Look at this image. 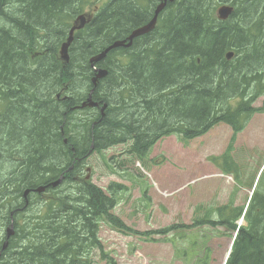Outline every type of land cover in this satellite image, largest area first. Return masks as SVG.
<instances>
[{
  "label": "trees",
  "instance_id": "1",
  "mask_svg": "<svg viewBox=\"0 0 264 264\" xmlns=\"http://www.w3.org/2000/svg\"><path fill=\"white\" fill-rule=\"evenodd\" d=\"M159 2L110 0L74 35L69 63H63L60 48L91 0H0V146L10 136L18 147L1 150L0 162L17 158L23 150L32 160L25 176L18 178V188L0 183V209L15 210L17 204L10 200L19 197L15 190L23 196L27 189L49 185L62 175L65 183L73 182L42 211L17 213L23 223H17L0 264H94L91 253L102 247L98 232L103 220L119 231L140 234L112 213L120 185L109 195L91 180H74L90 155L128 145L129 154L142 162L165 137L178 135L186 143L219 124L230 126L234 142L253 115L264 112V102L255 106L264 96V0L169 3L154 31L134 40L131 48L111 51L97 65L109 72L92 96L100 107L107 105L104 113L100 108L73 110L94 89L89 59L150 22L155 16L152 4ZM224 3L234 11L220 21L216 12ZM39 45L35 53L29 50ZM230 52L234 56L228 60ZM81 111L92 113L75 120ZM32 112L39 116L33 120L36 130L25 127ZM232 145L219 160L223 172L233 175ZM261 188L250 201L248 225L239 230L228 264H264ZM226 210L220 209L219 216ZM242 212L233 215L229 229L236 230ZM4 219L0 212V226ZM198 225L203 223L141 235L151 238Z\"/></svg>",
  "mask_w": 264,
  "mask_h": 264
},
{
  "label": "rangeland",
  "instance_id": "2",
  "mask_svg": "<svg viewBox=\"0 0 264 264\" xmlns=\"http://www.w3.org/2000/svg\"><path fill=\"white\" fill-rule=\"evenodd\" d=\"M109 1L91 0L92 3L86 5L85 14L93 15ZM158 4H152L153 14H155ZM168 4L162 11L166 10ZM70 31L71 28L66 42ZM38 49H40V45L29 50L35 53ZM25 53L28 54V50ZM59 56L62 58L61 50ZM30 58L35 60L34 54ZM69 60L70 53L68 62L64 59L62 62L69 63ZM28 61L30 62V59ZM104 70L108 72V69L104 68ZM263 101L264 97L258 99L255 106H262ZM94 104H96L94 108L100 107L98 102ZM23 110L31 112L29 108H23ZM32 113V117L28 118L25 127L36 130L38 125L34 124L33 120L39 116L35 112ZM91 113V111H81L76 114L74 119L81 121ZM232 137L233 130L226 124H219L211 128L206 135L186 143L182 142L178 135L165 137L155 143L147 158L142 162L129 154L128 145H117L101 153H94L87 158L86 164L83 165L74 180L78 182L89 179L92 184L109 195L111 188L116 189V185H120L121 188L116 194L118 196L117 205L114 206L112 213L126 226L135 232H140V234H136L124 229L119 231L107 220L101 221L98 233L102 247L91 253L94 264H160V260L162 261L165 254L164 246L160 243L162 235H153L149 238L141 234L163 230L178 223L187 228L195 221L217 220L219 210L224 207H234L232 214L245 207L251 193L249 188L254 184L255 176L264 165V112L256 113L245 130L237 135L234 142L231 141ZM7 138L9 139L1 142L3 145L0 146V151L2 150V152L18 148L16 143L11 141L10 136ZM64 143L67 144V139H64ZM232 143L230 155L240 173V180L224 173L221 169L224 162L219 160L225 152H228ZM30 161L32 160L23 150L17 158L0 162V183L5 187L18 188V178L25 176L23 170L31 163ZM262 177L260 186L264 191V176ZM8 178H12L11 181H8ZM72 183L66 182L54 192H48L43 197L37 198L30 211H42L48 204L55 202L58 196L67 193V190L73 187ZM19 191L15 190L19 197L12 195L14 198L10 199L15 200L17 210L24 203L23 196ZM33 198H36V194L29 198L30 201ZM231 203L233 204L231 205ZM30 211H26L25 215L28 216ZM0 212L5 214V219L0 226L1 247V240L5 236V227L8 226L12 211L9 208L1 207ZM241 220L237 222V226ZM21 223H23V219H19V224ZM245 225L246 222H242V226ZM210 227H216V225H198L195 229L183 228L176 232L214 233L223 231L228 233L231 239L226 241L227 249H229L234 238V234L232 237L230 233L234 232ZM168 237L170 238L168 241H170L171 236ZM1 252L5 253L3 249Z\"/></svg>",
  "mask_w": 264,
  "mask_h": 264
},
{
  "label": "flooded vegetation",
  "instance_id": "3",
  "mask_svg": "<svg viewBox=\"0 0 264 264\" xmlns=\"http://www.w3.org/2000/svg\"><path fill=\"white\" fill-rule=\"evenodd\" d=\"M32 194L31 192L27 196L23 195L24 207L20 209L21 211L33 205V202L37 199L38 195L36 194V198L30 201L29 198ZM15 214L14 212L11 213V219L8 223V226L11 225L12 218H14V234L11 237L16 235V225L19 223ZM227 222H232V219L218 218L217 220H209L206 225L210 226L219 223V227L210 228L226 230L228 227ZM168 235L175 238L168 241ZM227 239H230L229 235L223 231L214 233H186L185 231V233L164 234L160 243L164 246L165 254L162 261L160 260V264H224L226 251H228L226 246ZM5 240L6 237H4L1 248H3Z\"/></svg>",
  "mask_w": 264,
  "mask_h": 264
},
{
  "label": "water",
  "instance_id": "4",
  "mask_svg": "<svg viewBox=\"0 0 264 264\" xmlns=\"http://www.w3.org/2000/svg\"><path fill=\"white\" fill-rule=\"evenodd\" d=\"M175 1L176 0H162L160 5L157 7V10L155 12L154 18L152 20H150V22L148 24H146L145 26L140 27V28L134 30L133 32H131L130 36L127 39L116 41V43L114 42L110 46H107V48L105 50H103L101 53H99L96 56H93L92 59H89L90 63H91V66L93 67L94 72H95L96 75H95V77L93 79L94 89L90 92L87 101L82 104V106H81L82 108H86V107H89V108L93 107L94 108V106H96V104H94L95 102L93 101V98H92L94 90H95V87H96V83L99 80L104 79L108 75V73L103 68L97 67V65L100 62H102L104 60V58H106L107 55L112 50L120 49V48H128V47L130 48L135 39L150 34V32H152L155 29L156 24H157L158 16L161 13V11L164 9V7L167 5V3H169V2L173 3ZM233 11H234L233 7L223 6V7H221L218 10V16H219L218 18H220L221 20H227L229 18V16H231L233 14ZM91 18L92 17L90 15H81V16L78 17L76 22L73 23L74 27L70 31L69 38H68L67 42L61 48L62 49L61 50V55H62V58L64 59V61L68 62V59H69V49L68 48L73 43V40H74V36L73 35H74V33L77 30H80V29L84 28L88 24V22H90ZM232 57H233L232 53L228 54V56H227V58L229 60ZM106 107H107V105L105 104L103 107L100 108L102 113H104ZM63 179L64 178L62 176L60 178V180L54 182L53 184H50V186H52L53 188L58 187L60 184H62ZM47 187L48 186L41 187V188H39L37 190V192L39 194L44 193L46 191ZM12 227H13V225H12ZM13 234H14V230H12L10 232L9 236H12ZM6 247H7V243L5 244L4 248H6ZM0 257H1V253H0Z\"/></svg>",
  "mask_w": 264,
  "mask_h": 264
},
{
  "label": "bare ground",
  "instance_id": "5",
  "mask_svg": "<svg viewBox=\"0 0 264 264\" xmlns=\"http://www.w3.org/2000/svg\"><path fill=\"white\" fill-rule=\"evenodd\" d=\"M159 5H160V4H159ZM159 5H158V6H159ZM223 6H230V7H232L230 4H226V5L223 4ZM223 6H221V7H223ZM221 7H220V8H221ZM21 12H22V11H21ZM162 12H164V11H161V13H162ZM154 15H155V14H154ZM159 15H160V14H159ZM78 17H79V16H78ZM158 19H159V16H158ZM86 26H87V25H86ZM86 26H85V27H86ZM73 27H74V24L72 25L71 29H72ZM85 27H84V28H85ZM82 29H83V28H82ZM82 29H80V30H82ZM80 30H77L74 34H76V33H77L78 31H80ZM65 43H66V42H64V44H65ZM64 44H63V45H64ZM63 45H62V46H63ZM60 49H61V48H60ZM61 50H62V49H61ZM62 59H63V58H62ZM107 73H108V72H107ZM93 79H94V78H93ZM93 79H92V80H93ZM92 84H93V81H92ZM91 108H93V107H91ZM12 145H13V144H12ZM142 146H143V145H142ZM16 147H17V146H16ZM6 148H7V147H6ZM6 150H8V149H6ZM9 150H10V149H9ZM55 182H56V181H55ZM46 186H47V185H46ZM46 186H42V187H46ZM38 189H39V188H37V189H32V188L27 189L26 192H25L23 195L27 196V195H28L29 193H31V192H32L33 194H38V192H37ZM33 194H32V195H33ZM32 195H31V196H32ZM23 205H24V203L22 204V206H23ZM22 206H21V207H22ZM21 207H19V208L21 209ZM20 209L17 210V208H15V210H12V212L16 213V214H15V217L17 216L18 211H21ZM12 212H11V213H12ZM11 213H10V216H9V220L11 219ZM12 219H13V221H12V223H10L11 225L8 226V228L6 229L5 236H3V237H6V240H5V242L3 243V246H2L3 248L0 247V249H3L5 252L7 251V248H8V246H9V244H10V240L12 239V237L9 236V234H10V232H11L12 230H14V227H15V224H13V223H14V218H12ZM12 225H13V227H12ZM3 240H4V238H2L1 241L3 242ZM6 243H7V247L4 248ZM0 253H1V257H0V258H2V256H3L4 254H2L1 251H0Z\"/></svg>",
  "mask_w": 264,
  "mask_h": 264
}]
</instances>
